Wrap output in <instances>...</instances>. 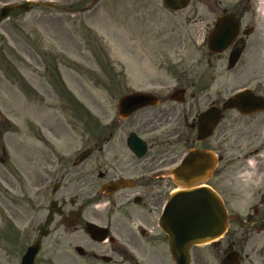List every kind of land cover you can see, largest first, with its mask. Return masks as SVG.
<instances>
[{
  "label": "flooded vegetation",
  "instance_id": "obj_1",
  "mask_svg": "<svg viewBox=\"0 0 264 264\" xmlns=\"http://www.w3.org/2000/svg\"><path fill=\"white\" fill-rule=\"evenodd\" d=\"M183 17L196 59L179 78L102 64L78 111L62 79L37 75L38 59L16 84L3 80L19 84L29 107L67 110L26 111L20 133L18 112L0 117V264H20L34 243V264H173L160 220L181 165L183 193L207 187L221 200L227 234L213 245L264 264V0H193ZM135 93L148 94L145 105L121 111L119 100ZM189 251L204 259L199 247Z\"/></svg>",
  "mask_w": 264,
  "mask_h": 264
},
{
  "label": "rangeland",
  "instance_id": "obj_2",
  "mask_svg": "<svg viewBox=\"0 0 264 264\" xmlns=\"http://www.w3.org/2000/svg\"><path fill=\"white\" fill-rule=\"evenodd\" d=\"M22 1L0 0V7ZM35 1H52L58 9L32 7L27 13H11L0 23V113L4 117L7 110L18 112L12 119L17 133L25 126L26 111L45 114L56 110L61 114L67 110L61 102H48L44 108L38 104L29 107L18 90L19 84L11 90L3 82L7 78L15 82V68L24 78L26 73H33L36 59L43 65L37 75L53 79L59 74L83 107L88 106L84 85L91 78L103 77L102 64H122L126 68L133 64L139 78L148 74L150 67L163 68L161 75L167 79L179 78L185 66L195 68L196 50L187 36L185 12L169 13L161 0ZM91 103L97 111L100 105L105 106L101 99ZM108 104L110 109L114 106L113 102ZM82 129L83 120L76 118V149L82 144ZM29 137L28 143H37ZM225 249L222 243L220 247H200L204 259L197 258L193 264H219ZM252 257L253 264H259V256L255 253ZM241 264L248 263L243 259Z\"/></svg>",
  "mask_w": 264,
  "mask_h": 264
},
{
  "label": "water",
  "instance_id": "obj_3",
  "mask_svg": "<svg viewBox=\"0 0 264 264\" xmlns=\"http://www.w3.org/2000/svg\"><path fill=\"white\" fill-rule=\"evenodd\" d=\"M190 0H163L164 6L172 11L179 12L186 8ZM30 4L19 7L22 12H27ZM40 5V4H39ZM52 7V4H43ZM10 7L1 12V18H6ZM141 102L137 98H130L125 102ZM181 172L178 171L177 179ZM167 233L171 238V249L175 264H190L187 253L188 247L203 244L219 238L225 231V213L220 201L207 189L187 195L176 193L171 198L168 207ZM33 254L27 257L28 264H32ZM228 259L237 260V254L230 255ZM227 259V260H228Z\"/></svg>",
  "mask_w": 264,
  "mask_h": 264
}]
</instances>
